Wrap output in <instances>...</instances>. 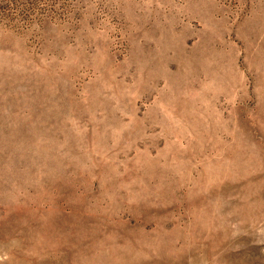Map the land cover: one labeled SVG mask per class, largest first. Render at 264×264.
Segmentation results:
<instances>
[{
  "label": "rangeland",
  "instance_id": "1",
  "mask_svg": "<svg viewBox=\"0 0 264 264\" xmlns=\"http://www.w3.org/2000/svg\"><path fill=\"white\" fill-rule=\"evenodd\" d=\"M0 264H264V0H0Z\"/></svg>",
  "mask_w": 264,
  "mask_h": 264
}]
</instances>
